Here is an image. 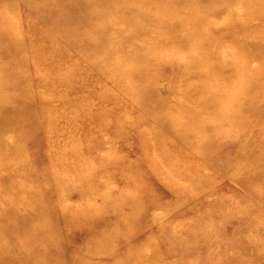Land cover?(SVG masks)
<instances>
[{
    "label": "rangeland",
    "instance_id": "1",
    "mask_svg": "<svg viewBox=\"0 0 264 264\" xmlns=\"http://www.w3.org/2000/svg\"><path fill=\"white\" fill-rule=\"evenodd\" d=\"M10 1L0 264H264V0Z\"/></svg>",
    "mask_w": 264,
    "mask_h": 264
},
{
    "label": "bare ground",
    "instance_id": "2",
    "mask_svg": "<svg viewBox=\"0 0 264 264\" xmlns=\"http://www.w3.org/2000/svg\"><path fill=\"white\" fill-rule=\"evenodd\" d=\"M166 1L167 2H165V3L160 5V8H159L160 11L165 9L166 7H169V6H171V8L174 9V10L182 9L183 5H184V2H182L180 0H166ZM10 2H11L10 0H0V8H3V6H4L3 4L8 5ZM106 2H107V4L105 5ZM166 4H168V5L166 6ZM91 6H94V8L97 7L95 10L93 8L92 11H90V13H93L92 16H95V17L102 16V15L109 16V12L112 14L113 12H115V10L117 8L116 6H113L112 8H110V10H108L106 8V7L110 6L108 0H78V1L70 4V7H76V9H77V7L82 8L83 12L86 13V14H88V11L91 9ZM8 8H10V7H6V9H8ZM98 8H99V10H98ZM101 8L105 9V10L102 11ZM156 8H158V7H156ZM145 9H146V7H145ZM150 9H151V7L149 8V10ZM216 9H218V8H216ZM146 10L147 11L144 12L146 14L144 22H146L147 24L151 25V24H153V21L156 22L157 20H159V21L163 20L162 18H160V16H161L160 14H157L156 17H155L154 15H152L151 11H149L148 9H146ZM155 10H157V9H155ZM78 15L80 16V14H78ZM152 16H154L157 20L153 19ZM3 20H5V17L3 18L2 14H0V29H2V30L6 29L7 30L8 26H6L7 24L5 22L3 23ZM162 24H163V26L166 25V23H162ZM9 42L10 43L7 44L9 46L8 52L19 54L18 51H20L21 49L24 50V46H19V47H17V50H16V45H15V47L13 46L14 44H16L15 41L9 39ZM12 48H15L14 49L15 51L12 50ZM23 53H25V52H23Z\"/></svg>",
    "mask_w": 264,
    "mask_h": 264
}]
</instances>
